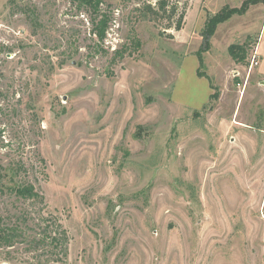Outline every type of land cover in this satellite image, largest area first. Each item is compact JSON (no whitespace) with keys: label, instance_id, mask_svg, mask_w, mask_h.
Listing matches in <instances>:
<instances>
[{"label":"rangeland","instance_id":"rangeland-1","mask_svg":"<svg viewBox=\"0 0 264 264\" xmlns=\"http://www.w3.org/2000/svg\"><path fill=\"white\" fill-rule=\"evenodd\" d=\"M107 1L99 44L70 0H0V264H264V3L202 49L243 0H179L180 30L141 13L155 0Z\"/></svg>","mask_w":264,"mask_h":264},{"label":"trees","instance_id":"trees-1","mask_svg":"<svg viewBox=\"0 0 264 264\" xmlns=\"http://www.w3.org/2000/svg\"><path fill=\"white\" fill-rule=\"evenodd\" d=\"M75 6V9L82 11L87 15V19L91 25L90 33L96 39V42L101 44L106 37L107 29L109 27L110 21L112 19V10L110 8V3L107 0H70ZM258 2L264 3V0H243L240 6L231 7L225 4L221 7L217 13L210 16L207 21L206 28L202 32L204 39V47L202 49H207L208 39L215 33L218 24L226 21L232 15H242L244 14L251 5ZM141 13L150 16L151 19H166L169 21L176 14L177 18L172 19L167 22L164 28H173L175 30H180L182 27V22L184 18V10L177 12L179 9V0H155V3L143 2L142 6H139ZM131 35L128 36V41L123 43L120 47L115 48L113 51V56L111 57V63L114 64L118 60L124 58L126 55H132L136 53L140 46L141 41L137 37L134 29L131 30ZM162 35H166L163 30L159 32ZM172 37V34L166 35ZM249 36L242 43H231L227 47L228 54L230 57L238 63L245 62L250 46ZM96 46L99 44L95 43ZM10 191L19 198L32 199L34 201H41L42 195L36 190L31 182H15L11 186H6ZM5 228H0V243L6 246L12 245L11 235L9 232L4 231ZM13 234V233H12ZM60 235H49V243L53 244V247L61 246V251L63 255H66V248L63 249V244L66 243V235L63 229H60ZM61 259V258H58Z\"/></svg>","mask_w":264,"mask_h":264},{"label":"crops","instance_id":"crops-1","mask_svg":"<svg viewBox=\"0 0 264 264\" xmlns=\"http://www.w3.org/2000/svg\"><path fill=\"white\" fill-rule=\"evenodd\" d=\"M261 44L259 39L257 40L256 44H255V48H256V53L257 56L259 57V63L260 64L263 60H264V50L261 49ZM258 73V72H257ZM259 78H264V73H258Z\"/></svg>","mask_w":264,"mask_h":264},{"label":"built area","instance_id":"built-area-1","mask_svg":"<svg viewBox=\"0 0 264 264\" xmlns=\"http://www.w3.org/2000/svg\"><path fill=\"white\" fill-rule=\"evenodd\" d=\"M258 64V58L255 55V50L252 52V57H251V64L250 67H253V65H257Z\"/></svg>","mask_w":264,"mask_h":264}]
</instances>
